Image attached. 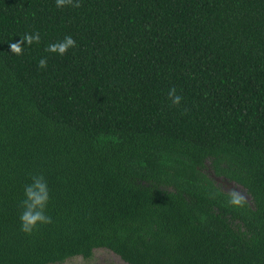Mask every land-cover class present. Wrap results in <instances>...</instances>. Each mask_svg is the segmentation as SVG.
I'll return each mask as SVG.
<instances>
[{
    "label": "trees",
    "instance_id": "16d2710c",
    "mask_svg": "<svg viewBox=\"0 0 264 264\" xmlns=\"http://www.w3.org/2000/svg\"><path fill=\"white\" fill-rule=\"evenodd\" d=\"M79 2L0 0V264H264V0ZM34 175L52 222L26 235Z\"/></svg>",
    "mask_w": 264,
    "mask_h": 264
},
{
    "label": "clouds",
    "instance_id": "9594fccd",
    "mask_svg": "<svg viewBox=\"0 0 264 264\" xmlns=\"http://www.w3.org/2000/svg\"><path fill=\"white\" fill-rule=\"evenodd\" d=\"M57 9L69 7H80L79 0H55ZM41 35L39 32L25 33L19 40L8 43L10 54L19 56L27 46L39 44ZM76 47V41L72 36L66 35L62 40L55 43H49L45 52L51 55L63 57L72 48ZM48 65V57H42L38 61L40 69H46ZM168 100L173 106H180L183 96L177 93L173 87L168 90ZM51 199V193L48 182L43 175H34L31 181L23 188V198L20 203L19 226L20 230L26 235H31L39 226L50 224L51 216L48 215V206ZM233 206H239L242 199L238 193H233L228 201Z\"/></svg>",
    "mask_w": 264,
    "mask_h": 264
},
{
    "label": "rangeland",
    "instance_id": "374dc122",
    "mask_svg": "<svg viewBox=\"0 0 264 264\" xmlns=\"http://www.w3.org/2000/svg\"><path fill=\"white\" fill-rule=\"evenodd\" d=\"M63 264H127L117 255L106 249L95 250L93 257L84 260L79 257L71 258Z\"/></svg>",
    "mask_w": 264,
    "mask_h": 264
},
{
    "label": "water",
    "instance_id": "95a60500",
    "mask_svg": "<svg viewBox=\"0 0 264 264\" xmlns=\"http://www.w3.org/2000/svg\"><path fill=\"white\" fill-rule=\"evenodd\" d=\"M219 181V180H218Z\"/></svg>",
    "mask_w": 264,
    "mask_h": 264
}]
</instances>
